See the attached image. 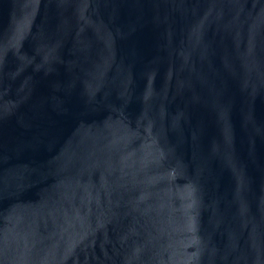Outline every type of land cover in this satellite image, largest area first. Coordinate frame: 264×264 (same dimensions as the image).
Listing matches in <instances>:
<instances>
[{"label":"water","instance_id":"water-1","mask_svg":"<svg viewBox=\"0 0 264 264\" xmlns=\"http://www.w3.org/2000/svg\"><path fill=\"white\" fill-rule=\"evenodd\" d=\"M0 264H264V0H0Z\"/></svg>","mask_w":264,"mask_h":264}]
</instances>
